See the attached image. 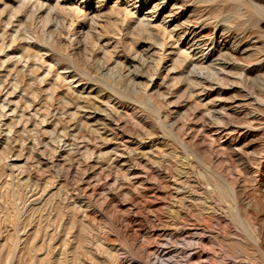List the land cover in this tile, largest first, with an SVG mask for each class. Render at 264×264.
<instances>
[{
	"label": "rangeland",
	"instance_id": "374dc122",
	"mask_svg": "<svg viewBox=\"0 0 264 264\" xmlns=\"http://www.w3.org/2000/svg\"><path fill=\"white\" fill-rule=\"evenodd\" d=\"M0 264H264V0H0Z\"/></svg>",
	"mask_w": 264,
	"mask_h": 264
}]
</instances>
